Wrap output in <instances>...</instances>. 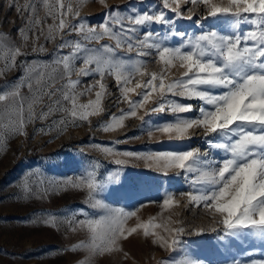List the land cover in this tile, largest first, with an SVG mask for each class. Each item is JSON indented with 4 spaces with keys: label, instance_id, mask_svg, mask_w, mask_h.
<instances>
[{
    "label": "snow or ice",
    "instance_id": "6c2138e0",
    "mask_svg": "<svg viewBox=\"0 0 264 264\" xmlns=\"http://www.w3.org/2000/svg\"><path fill=\"white\" fill-rule=\"evenodd\" d=\"M7 7L23 23L11 34L0 32V77L16 68L23 69V74L0 89V147L9 137H26L30 124L57 113L60 119L35 133L54 129L60 133L90 121L103 111L104 81L112 77L120 93L117 103H127L128 110L113 114L103 124L105 132L122 127L126 117H136L143 122L142 128L151 125L149 135L159 132L183 139L190 130L200 129L206 138L203 150L189 145L146 155L98 146L108 155L144 159L165 175L171 169L177 170V176L184 174L189 191L145 203L168 209L174 202L179 206L175 197H186L210 217L211 230L226 251L239 245L244 249L241 256L250 257V249L256 247L264 252V0H160L159 5L145 7L130 3L125 9H110L98 26H91L88 18H77L72 0H7ZM197 8L202 11L194 19ZM181 19L191 20L197 32L180 28ZM41 38L45 43H40ZM104 40L112 43H101ZM48 43L55 47L47 60H41ZM151 64L158 68L149 71ZM74 74L91 75L94 80L81 91L80 80L72 79ZM93 92L94 100L80 102L81 96ZM133 93L138 99L130 98ZM194 99L202 103L183 102ZM194 111L193 116L182 115ZM166 112L175 119H145ZM109 179L118 181L119 170ZM68 188H86L89 205L104 208V214L96 218L84 208L77 218V210L70 209L65 216L70 230L84 235L70 248L58 251H83L85 264H92L95 257L121 251L119 242L138 229L165 250L181 243L183 227L168 229V237L150 231L152 221L126 227L137 211L102 204L98 196L106 189L97 180L94 166L86 177L75 180L50 182L43 188H32L27 180L20 185L25 200H43ZM30 222L55 228L62 221L51 213H40ZM203 232L196 230V234ZM184 264L203 262L186 258ZM225 264H264V256L240 259L233 255Z\"/></svg>",
    "mask_w": 264,
    "mask_h": 264
},
{
    "label": "rangeland",
    "instance_id": "374dc122",
    "mask_svg": "<svg viewBox=\"0 0 264 264\" xmlns=\"http://www.w3.org/2000/svg\"><path fill=\"white\" fill-rule=\"evenodd\" d=\"M130 3L145 7L148 4L159 5L160 0H72L74 11L79 13L77 18H88L91 26H98L110 9H125ZM200 11L202 8L196 9L194 19L198 18ZM22 23L15 10L8 9L7 0H0V32L11 34ZM48 23L52 21L49 20ZM179 26L190 34L197 32L191 20L181 19ZM40 43H45L43 38ZM101 43L112 42L104 40ZM46 47L48 51L40 54L41 60L48 59L55 45L48 43ZM32 55L29 54V59ZM77 64L79 66V62ZM157 68L156 64L149 65V71ZM22 74L21 68L7 72L0 77V89L15 82ZM72 79L80 80L79 90L82 91L93 82L94 77H78L74 74ZM104 83L107 85V92L101 101L103 111L91 116L90 121L78 122L79 126H69L60 133L55 129L47 134L35 133V129L48 127L53 120L60 119V114L57 113L46 121L30 124L26 128V137H9L0 147V264H85L87 254L83 251H58L70 248L84 235L82 232L71 231L65 216L69 215L70 209H76L77 218H80L79 210L87 208L89 213L98 218L104 214V208L89 205L86 188H68L43 200H25L22 198L20 185L27 180L32 188L37 185L43 188L50 182L75 180L86 177L87 171L92 170L93 166L97 180L103 181L106 189L98 196L102 204L110 208L137 211V215L128 220L126 227H135L138 222L152 221L154 226L150 231H155L158 236L168 237V229L175 227H183L185 231L179 237V245L165 250L158 244H153L151 238H145L143 230L138 229L137 233L119 242L121 251L95 257L92 264H161L162 261L165 264H184L186 258L202 261L203 264H225L233 255L240 259H259L264 256V252L258 247L250 249V257L240 255L244 249L239 248V245L226 251L218 242L217 233L211 230L210 217L205 211L188 203L186 197H175L179 206L174 202L168 209H162L155 203H145L149 200L162 201L168 193L189 191V186L182 179L184 174L177 176V170L171 169L165 175L162 170L144 159L108 155L98 146L104 145L119 152L146 155L155 151L186 149L189 145L203 150L207 147L206 138L200 129L190 130L189 136L183 139H170L159 132L149 135L147 127L151 125L142 128L143 122L136 117H126L122 127L105 132L103 124L108 122L113 114L119 115L121 110L127 111L128 104L117 103L120 93L114 78L108 77ZM24 91L26 92V89ZM130 98L138 99L135 93L131 94ZM89 99H95L94 92L81 96L80 102L87 103ZM183 102L193 105L202 103L195 99ZM195 114L194 111L182 115L190 117ZM145 119L153 122L171 121L175 119V115L166 112L151 114ZM116 159H122L126 163L118 166L114 162ZM117 170L119 180H110L109 177L115 176ZM137 187L139 191L134 190ZM126 192L128 195H123ZM142 203L145 206L138 207ZM40 213L56 215L62 222L55 228L30 222L35 221L36 215ZM177 221H182V224H177ZM201 228L204 232L196 234V230ZM213 246L218 251L214 250Z\"/></svg>",
    "mask_w": 264,
    "mask_h": 264
}]
</instances>
